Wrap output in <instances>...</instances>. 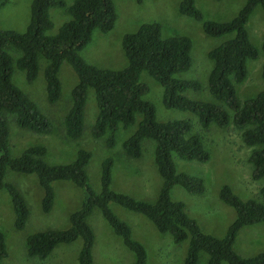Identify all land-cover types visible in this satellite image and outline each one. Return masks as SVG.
Here are the masks:
<instances>
[{"label": "trees", "instance_id": "1", "mask_svg": "<svg viewBox=\"0 0 264 264\" xmlns=\"http://www.w3.org/2000/svg\"><path fill=\"white\" fill-rule=\"evenodd\" d=\"M137 1L140 3L142 0ZM52 7L65 8L70 17L55 35L48 34L53 27L49 17ZM257 7L264 10V0H246L232 20L219 23L203 21L194 0L180 1L179 13L203 21L202 29L206 36H229L207 54L212 63L207 78L208 91L216 103L194 101L183 96L187 89L200 88L194 81L175 77L190 69L192 43L186 36L163 37L158 23L142 24L136 32L123 37L122 50L127 61L123 69H100L88 64L78 53L90 42L94 31L107 33L113 29L117 15L111 0H76L68 7L62 0H33L25 32L0 29V190L10 197L15 228L20 230L24 227L29 211L21 192L13 184L5 182L8 171L37 177L43 190L41 207L46 214L51 211L55 199L52 183L70 182L85 193L80 209L69 216L68 228L45 230L27 237L25 246L29 257L45 259L56 246L70 244L80 238L82 246L77 264H92L95 235L88 218L97 210L114 234L121 238L123 245L133 253L132 264H147L145 248L132 238L129 225L113 214L109 207L113 203L143 215L160 233L169 234L176 244L188 239L184 264H198L200 253L207 255V264H264V252L244 258L233 250L235 239L243 227L264 224V185L258 198L246 201L233 194L228 186H223L219 197L234 209L235 220L223 238L203 233L187 214L184 204L171 200L169 192L177 185L190 194H202V180L177 172L172 156L203 163L208 161L209 154L201 137L192 133L189 121H157L154 106L143 99L149 89L139 82V75L146 72L162 87L163 106L191 112L203 130L214 124L219 128L232 125L241 131L243 144L254 148L248 157L252 179L260 180L264 177V91L241 102L236 89L247 77V62L259 55L247 30V23ZM10 49L20 53L15 61L8 51ZM40 60L46 62L43 74L46 98L50 104L60 97L61 64L68 63L77 76V84L71 90V107L63 119L67 138L78 140L82 136L88 89L94 91L98 110L91 135L94 139L107 136L104 141L107 148L114 146L115 133L119 128H128L140 116L136 131L123 142L122 149L129 159H139L142 142L152 140L155 143L154 164L162 180L155 201L138 200L112 190L113 162L110 158L101 163L100 191L92 190L86 172L91 154L85 150H79L72 162L58 165L44 161L47 150L42 145L29 146L18 157L10 155L7 114L14 116L16 125L22 130L40 135L52 131L48 119L12 81L15 67L25 73L26 82L32 83L37 78ZM261 76L264 79V66ZM5 257V237L0 231V264Z\"/></svg>", "mask_w": 264, "mask_h": 264}, {"label": "rangeland", "instance_id": "2", "mask_svg": "<svg viewBox=\"0 0 264 264\" xmlns=\"http://www.w3.org/2000/svg\"><path fill=\"white\" fill-rule=\"evenodd\" d=\"M33 0H0V29L23 33L29 23ZM66 7L76 0H62ZM117 15L113 29L107 33L94 31L90 42L79 51V55L91 65L100 69L121 70L127 61L122 50V39L126 34L134 33L140 25L158 23L163 37L186 36L192 43L191 67L188 71L175 77L180 80L194 81L200 85L198 90L187 89L183 96L194 101L214 102L209 94L207 78L212 63L208 52L229 36L212 38L206 36L202 29L203 21L228 22L243 7L246 0H194L195 7L200 11L203 21L181 15L178 6L181 0H111ZM49 17L53 23L49 35H55L58 29L70 19L65 8L52 7ZM247 30L249 39L258 51V58L247 62V77L236 86L241 102L264 91V79L261 76L264 66V10L257 7L252 13ZM14 61L20 56L15 50ZM40 60L37 78L28 83L25 73L14 67L13 84L26 94L37 106L39 112L48 119L52 128L49 134H35L18 128L14 116L6 115L9 127V152L18 157L27 147L42 145L47 153L44 161L50 165L68 164L72 162L79 150L91 154L86 168L88 184L95 192L100 191L101 163L105 158L113 162L111 168V189L130 195L138 200L153 202L157 198L162 180L154 164V147L152 140L142 142L141 157L129 159L122 149L123 142L137 128L135 124L128 128H119L115 133V144L107 148L104 141L94 139L91 127L97 116L94 91L88 89L84 108L82 136L71 140L65 134L63 119L71 107V90L77 84V76L71 66L63 62L59 71L61 93L59 99L50 104L46 98L44 66ZM139 82L147 85L149 91L143 97L155 109L159 122L186 120L192 124V133L201 137L205 150L209 154L206 162L186 161L172 156L177 172L200 178L204 185L202 194L193 195L180 186H174L169 192L171 200L181 202L187 214L196 221L200 230L216 238H223L229 226L235 220L233 208L227 206L219 197L223 186H228L233 194L243 201L259 197V190L264 185V177L252 179V166L248 157L252 147H247L241 139V131L232 125L219 128L212 124L203 130L197 117L188 111L167 109L162 104V87L146 72L139 75ZM5 182L13 184L23 195L29 215L24 227L15 228V213L9 195L0 190V231L4 234L7 257L1 264H77V257L82 246L78 238L70 244H60L45 259L29 257L26 252L28 236L52 229L69 227V216L80 209L85 193L70 182H54V204L49 213L42 211L43 190L37 177L8 171ZM113 214L126 222L132 238L143 245L146 250L147 264H184L188 242L176 244L169 234L160 233L155 226L141 214L128 211L116 204L109 205ZM95 240L92 247V264H132L134 255L116 236L101 213L94 210L88 218ZM233 250L241 257H254L264 252V224L243 227L233 244ZM198 264H207V255L199 254ZM221 264H227L222 262Z\"/></svg>", "mask_w": 264, "mask_h": 264}]
</instances>
